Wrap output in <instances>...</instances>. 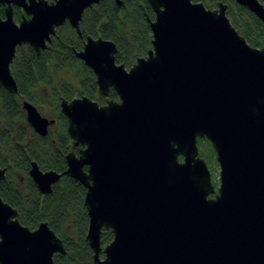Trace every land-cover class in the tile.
I'll list each match as a JSON object with an SVG mask.
<instances>
[{
	"label": "water",
	"instance_id": "1",
	"mask_svg": "<svg viewBox=\"0 0 264 264\" xmlns=\"http://www.w3.org/2000/svg\"><path fill=\"white\" fill-rule=\"evenodd\" d=\"M28 1V19L16 23L10 11L0 18V87L11 94L17 47L40 53L66 21L80 35L84 11L100 2ZM146 2L154 14L146 17L151 48L130 68L115 62L116 44L101 37L87 36L75 52L98 93L113 90L118 100L61 98L67 134L84 149L66 153L60 173L32 161L28 176L41 195L62 176L85 189L93 264H264V46L252 47L237 32L225 3L212 10L192 0ZM233 2L264 26L259 0ZM21 108L45 137L55 120L30 101ZM197 139L215 153L216 190ZM5 174L0 168V181ZM17 216L0 196V264H53L66 253L46 221L31 230ZM103 229L112 234L104 246Z\"/></svg>",
	"mask_w": 264,
	"mask_h": 264
},
{
	"label": "trees",
	"instance_id": "2",
	"mask_svg": "<svg viewBox=\"0 0 264 264\" xmlns=\"http://www.w3.org/2000/svg\"><path fill=\"white\" fill-rule=\"evenodd\" d=\"M212 9L227 4L226 16L249 45L264 46V26L246 7L233 0H192ZM264 5V0H259ZM146 0H127L118 7L114 0H100L83 13L79 24L82 37H101L116 44L115 62L130 68L138 57L151 48V34L146 17L152 16ZM19 21V16L15 19ZM75 31L64 25L59 28L50 47L36 55L29 46L17 48L10 71L17 85V94L0 87V168H6L0 181V196L18 211V221L35 229L46 221L62 240L64 255L55 254L53 264H93V252L85 241L88 217L83 206L85 189L68 176L52 186V192L41 195L28 177L30 163L42 170L62 172L65 154L69 151L66 119L59 111L61 98L86 95L100 105L106 98L99 95L92 71L79 61L74 52L82 46ZM108 99H116L111 90ZM22 100L41 107L49 118L56 119L46 137L36 135L24 118ZM199 156L207 164L214 151L206 140H198ZM181 158H179L180 160ZM112 239L110 230L103 229L101 245Z\"/></svg>",
	"mask_w": 264,
	"mask_h": 264
},
{
	"label": "flooded vegetation",
	"instance_id": "3",
	"mask_svg": "<svg viewBox=\"0 0 264 264\" xmlns=\"http://www.w3.org/2000/svg\"><path fill=\"white\" fill-rule=\"evenodd\" d=\"M20 1H22L23 3H20V5L18 6V5H16V4H14V3H10V5H8L6 2H4V3H0V18H2V19H4L5 18V14H6V11H10L11 12V14H12V16H13V19H14V21H15V19L17 18V16H19V21H15L16 23H19L20 21H21V19L23 18V17H25V18H29L28 16H26L25 14H26V12H25V7L29 4V1L28 0H20ZM37 1V0H36ZM49 4L50 3H53L54 2V0H46ZM115 1V0H114ZM124 1H127V0H123V3H122V5L124 4ZM97 5V4H96ZM121 5V6H122ZM94 6V5H93ZM121 6H118V7H121ZM86 11V10H85ZM84 11V12H85ZM82 17H83V15H82ZM82 20V19H81ZM81 22V21H80ZM80 22H79V24H80ZM64 25H69L70 26V24L66 21L63 25H61V26H59V27H57L56 28V30H55V35H53V36H51V42L48 44V48L50 47V45L52 44V41H53V39L56 37V34H57V31H58V29L59 28H61V27H63ZM71 27V26H70ZM72 28V27H71ZM73 29V28H72ZM74 30V29H73ZM75 31V30H74ZM76 33V32H75ZM76 35H77V37L78 38H80L81 40H83L82 41V46H81V48L79 49V50H81L82 49V47H83V44H84V42H85V39H86V37H82V33L80 34V35H78L77 33H76ZM22 46H29L30 48H32L30 45H28V44H24V45H20V46H18L17 48H19V47H22ZM48 48H46V49H48ZM33 49V48H32ZM46 49H44V50H46ZM17 50V49H16ZM44 50H41V51H44ZM79 50H76V51H79ZM33 51L35 52V50L33 49ZM41 51H40V53H41ZM75 51V52H76ZM75 52H74V55H75ZM40 53H36L35 52V54L36 55H39ZM76 57V56H75ZM77 58V57H76ZM78 59V58H77ZM79 60V59H78ZM80 61V60H79ZM82 62V61H81ZM128 69V68H127ZM97 91H98V89H97ZM113 91V90H112ZM111 92V91H110ZM110 92H109V94H110ZM114 92V91H113ZM115 93V92H114ZM100 95V94H99ZM101 96V95H100ZM109 96V95H108ZM108 96H106L105 98H106V101L108 100L107 99V97ZM103 97V96H102ZM114 100H118L117 99V96H116V99H114ZM23 101V100H22ZM23 111V110H22ZM59 111H60V108H59ZM50 119H54V118H50ZM66 119V118H65ZM55 120V123L53 124V125H50L49 127H48V134L46 135V136H48L49 134H50V128H52V127H54L55 125H56V119H54ZM66 122H67V120H66ZM32 129V128H31ZM33 131V130H32ZM34 132V131H33ZM66 132H67V124H66ZM35 133V132H34ZM36 134V133H35ZM37 135V134H36ZM68 135V134H67ZM39 136V135H38ZM45 136V137H46ZM69 137V136H68ZM82 149H84V146H81V145H78V146H75L74 144H73V142H72V140L69 138V151H72V152H74L76 155H78L79 154V151L80 150H82ZM68 151V152H69ZM67 152V153H68ZM66 155V154H65ZM64 159H65V157H64ZM180 160H182V158L180 159ZM65 169H66V161H65ZM64 169V170H65ZM29 171V170H28ZM29 177V176H28ZM82 186V185H81Z\"/></svg>",
	"mask_w": 264,
	"mask_h": 264
},
{
	"label": "rangeland",
	"instance_id": "4",
	"mask_svg": "<svg viewBox=\"0 0 264 264\" xmlns=\"http://www.w3.org/2000/svg\"><path fill=\"white\" fill-rule=\"evenodd\" d=\"M217 8V6H214L213 8H212V10L213 9H216ZM153 16H154V14H152V16H151V18H153ZM107 99H108V97H107ZM105 104V103H104ZM36 107H37V109L39 110V112L41 113V115H43V116H45V117H47V118H49V117H51V116H47V114L46 113H43L42 112V110L43 109H41V107H39V106H37L36 105ZM23 113H24V111H23ZM24 118H25V115H24ZM25 121H26V119H25ZM28 124V123H27ZM207 164V163H206ZM207 166H208V168H209V170H210V172H211V181H212V184H213V186H214V188H215V190L218 188V186H219V166H218V164H217V162H216V160H215V154H214V156H213V161L212 162H210V164H207Z\"/></svg>",
	"mask_w": 264,
	"mask_h": 264
}]
</instances>
